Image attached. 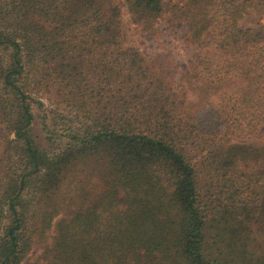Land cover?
<instances>
[{"label":"trees","instance_id":"1","mask_svg":"<svg viewBox=\"0 0 264 264\" xmlns=\"http://www.w3.org/2000/svg\"><path fill=\"white\" fill-rule=\"evenodd\" d=\"M123 12L196 53L157 67ZM263 137L264 0H0V264H264Z\"/></svg>","mask_w":264,"mask_h":264},{"label":"rangeland","instance_id":"2","mask_svg":"<svg viewBox=\"0 0 264 264\" xmlns=\"http://www.w3.org/2000/svg\"><path fill=\"white\" fill-rule=\"evenodd\" d=\"M169 0H165L167 2ZM123 20L129 28L131 45H135L141 52L147 56L157 67L163 69H171L173 72H180L181 68L186 66L188 61L192 59L196 53L195 48L187 47L180 39L181 33L171 30L164 24L159 22L156 25V31L142 32L130 23L129 16L123 12ZM254 17L248 16L241 22L242 27H250L253 25ZM175 34V35H174ZM35 102H41L42 106L34 103V134L37 143L48 153H53L56 149L63 147L66 140L56 136L65 125L55 118V114H49L52 109H58L52 102L42 93H33ZM59 110V109H58ZM54 113V112H52ZM50 138V139H49ZM254 143L263 144L264 137L256 140ZM54 227V225H53ZM53 230L47 234V241L50 242ZM42 249H37L31 252L28 256V261H35L40 255Z\"/></svg>","mask_w":264,"mask_h":264}]
</instances>
